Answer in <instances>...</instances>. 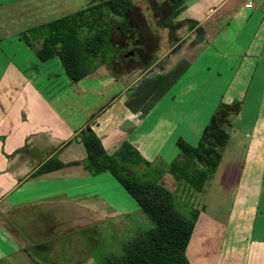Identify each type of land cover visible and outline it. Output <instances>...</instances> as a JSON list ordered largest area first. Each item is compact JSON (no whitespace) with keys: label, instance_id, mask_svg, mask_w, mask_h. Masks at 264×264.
<instances>
[{"label":"crops","instance_id":"obj_1","mask_svg":"<svg viewBox=\"0 0 264 264\" xmlns=\"http://www.w3.org/2000/svg\"><path fill=\"white\" fill-rule=\"evenodd\" d=\"M48 1L0 0V6L13 3L22 10L23 7H34L37 4L38 10H41V6H45ZM51 1L62 3V0ZM143 2L161 22V17L165 16L161 5L167 3V0ZM245 2L182 0L179 13L172 21L185 22L187 27L182 26L184 31L179 30L178 37L171 39L146 71L133 82H126L127 73L101 75L99 69L102 65L76 82L64 76L63 86L66 91L70 88V93L65 95L69 94L73 98H81L83 96L80 95L87 92L99 96L111 86L122 84L123 88L106 105L99 109L96 107L98 111L81 120L65 116L54 100L66 109L73 103H69L67 98L64 102L58 92H54L49 69L37 73L34 49L26 44V47L21 46L19 35L23 32H17L16 38H5L8 33L3 31L4 23L0 19V42L4 46L0 43V264H43L37 260L59 257L57 249L48 247L36 235L38 226L32 220L29 221L35 216L33 210L41 205L37 213L43 226L48 227L49 219L44 208L50 204L45 200L47 197L57 196L59 204L67 205L70 195L73 214L67 221L72 227L83 226L81 212L84 211L93 218L92 222L99 219V211L93 199H76L83 190L84 181L93 177L83 166L86 153L80 139L77 140V134L86 126L98 136L108 154L114 153L123 141H128L146 160L169 163L177 156L174 148L177 138L185 141V136L192 134L193 140H196L198 132H202L209 120L213 107L221 105L229 109L237 104L234 121L247 140L241 142L245 146V154L237 178L235 200L237 204L241 203L255 190L258 197L261 196L264 181V3L253 2L252 8H246ZM152 3H156L155 8ZM179 15L182 16L180 19ZM170 25L161 26L165 29ZM48 61L39 62L46 65ZM197 61H202L201 70L196 69ZM218 63L223 65L221 69L219 66L220 72H216L219 78L228 72L234 76L242 71L243 82H247L242 95L232 96L230 101H225L221 92L217 91L213 97L212 92L206 91L209 89L204 81L205 76L211 66L215 65L216 68ZM198 71L206 75L199 78ZM186 73L188 78L183 90L187 93L181 95L183 102L180 103L181 93L174 90V87ZM143 75L147 83L141 84L142 87L137 86L133 92L125 93L133 83H139ZM37 81L43 83L45 88L51 89V85V91L41 88ZM196 82H202V85L198 87ZM181 105H187V117L182 119L180 112L175 110V107ZM195 121L199 123L195 124ZM197 124L200 126L194 127ZM52 156L61 162L59 167L31 176ZM247 163L263 164L258 186L242 182L243 169ZM163 174L172 178L167 172ZM251 210L254 219L252 230L248 235L243 232L245 238L240 241L243 245L238 244L240 237L236 238L237 243L221 250L223 253L219 251L212 264H264L262 199L260 201L259 198ZM201 214L200 211L189 241ZM258 217L261 219L260 230L256 229ZM51 227L58 230L62 223ZM54 239L57 245L56 236Z\"/></svg>","mask_w":264,"mask_h":264},{"label":"rangeland","instance_id":"obj_2","mask_svg":"<svg viewBox=\"0 0 264 264\" xmlns=\"http://www.w3.org/2000/svg\"><path fill=\"white\" fill-rule=\"evenodd\" d=\"M98 1L100 0H62V3L58 4L56 1L49 0V3L41 6V10L43 11L38 10L37 4L34 7H23L21 10V7L17 6V4L6 3L3 5L4 7L0 6V19L4 23L3 31L8 33V37L5 38H16L17 32L25 33L34 26L71 14ZM131 1L133 2V9L128 13L130 26L124 33L115 29L110 32L107 43L108 47L106 48L108 52L106 53V63L99 69L101 75H120L121 73H127V83L133 82L136 77L145 72L147 67L153 63L157 54L163 51V48L167 47V43H170L171 39L178 37L177 32L179 30L184 31L182 26L186 28L188 25L185 22L172 21L170 27L164 29L160 25V19L154 13H151V9L146 7L143 0ZM254 2L264 3V0H254ZM151 5L155 8L156 3H152ZM161 8L164 15L170 11L168 3L162 4ZM178 17L180 19L182 16L179 15ZM109 20L112 21L113 17H110ZM22 34L20 33L19 35L21 46L26 47L21 38ZM0 43L3 46V43ZM159 48L160 51L158 50ZM128 51L132 52V54L125 57L124 53ZM20 60H22L21 57ZM98 60L99 58L95 59L96 62ZM211 60L213 61V59ZM35 62L37 63V73L44 72L43 69L46 68V70L49 69V72H51L50 74L52 76L50 77L54 82V92H58V95L63 98L64 102L65 98H67L69 103H73L71 107L66 109L64 105H60L59 101L54 100L69 119L81 120L89 117L98 111L99 107L106 105L112 96L123 88L122 84L117 83V85L106 89L99 96H92L87 92L82 93L80 96L83 97L81 98H73L74 96L71 97L69 94L65 95V93H70V88L69 91H66L63 86L65 74L57 58L49 60L46 65H41L37 59ZM195 66L197 68H194L201 70L203 68L202 61H197ZM219 66H221L220 69L223 68V65L220 63H218L216 68L215 65L211 66L207 75L201 73V71L197 72L199 78H203V75H206L204 81L206 87L209 89V91H206L208 93L212 92L213 97L217 95V91L221 92L225 101H230L232 96L242 95L243 89L247 85V82H243L244 76L242 71L234 76H230L228 72V74L222 75L219 78L216 73L220 72ZM187 76L188 73L183 75L174 87V90L181 93L179 96L180 100L177 98L180 103L183 102L181 95L185 92L183 87L186 84ZM148 78H151V76ZM145 79V75L140 77L139 83H133L125 93L135 91L139 85L142 87L141 84L143 85L147 81H144ZM37 83H39L41 88L48 91L49 88H45L43 83L39 81ZM196 85L199 87L202 85V82ZM50 88L52 89L51 85ZM171 93L168 94L167 98ZM186 106L181 105L175 107V110H178L181 114L180 119L187 117V114H185ZM217 107L219 105L212 108V113L216 111ZM237 109V104H233L228 109L229 114L227 118L230 122L229 126L222 119H219L221 126L227 131L228 139L220 152L221 158L216 167V171L204 181L200 191L189 187L184 181L177 182L165 174H162L158 178V182L174 194L177 209L183 210V213L187 214L189 207L192 206L199 209V212H202L199 223L191 236V240L188 241L185 248V256L190 264L214 263L219 251L224 250L226 247L234 246L237 243L236 238L238 239L240 237L238 244L242 246L243 243L240 241L245 238L244 234L248 235L249 231L251 232L252 230L254 219L251 207L254 203L257 204L259 198L260 201L262 199L264 202V181L262 184L263 189H261L262 197H258L255 190L254 192L252 191L248 198H244L241 203L237 204L235 200L237 178L241 171L245 154V146H242L241 142L247 140L243 133L237 129V123L234 121ZM155 110L156 108L154 112ZM151 118H154V116H151ZM191 119L193 120L192 117ZM246 119L248 120L247 117ZM196 123L199 122L195 121ZM199 126L197 124L194 127L197 128ZM198 133L196 140H193L194 136L192 134H187L185 141H189L190 144L195 145L201 132L199 131ZM174 148L177 156L173 159L179 155L176 146ZM166 150H168V147ZM166 164L167 162L161 161H154L152 163L157 169H164ZM196 165L202 168L204 167L199 162H196ZM262 167L263 164L261 163L245 164L242 182L246 183L247 181V183H253V185L258 186L263 174ZM146 171L147 169L143 165L134 168L129 167L126 170L127 174L139 177H143L141 173H145ZM95 176L93 175L92 178L84 181L83 190L81 194L76 196V199H84L85 201H92L93 199L99 211V215L97 216L99 219L92 222V217L90 218L89 213L84 211L81 212L83 213V219H81L83 226L72 227L71 223L67 221L73 214L70 195L68 196L67 205L59 204L60 202L57 196H50L45 199L46 202L50 203L44 206L47 219H49L47 222L48 227L43 226V222L38 216L41 205L33 210L35 216L32 219L30 218L29 221L31 222L32 220L33 224L38 226L36 235L41 237L45 245L51 248L53 246L59 252L58 258L54 257L49 260L37 261L43 264H56L61 262L69 264H103L107 257L120 255L122 253V246L134 235L152 227V222L149 218L139 209L135 201L109 173L103 172ZM60 208L62 210L58 213ZM93 215L95 216L96 214L93 213ZM78 216H80V212ZM260 220L258 217L256 223L257 230L261 229ZM59 223H62L60 229L56 230L51 227L53 224ZM244 231L245 233L243 234ZM55 236L56 240H58L57 245L54 242Z\"/></svg>","mask_w":264,"mask_h":264},{"label":"trees","instance_id":"obj_3","mask_svg":"<svg viewBox=\"0 0 264 264\" xmlns=\"http://www.w3.org/2000/svg\"><path fill=\"white\" fill-rule=\"evenodd\" d=\"M181 1L167 0L170 11L161 18V25L171 24L179 13ZM132 9L131 0H101L34 26L21 38L34 49L38 61L57 58L65 76L71 82H76L106 63L110 32L115 29L124 33L129 28L128 13ZM110 17H113L112 21ZM96 58H99L97 62ZM228 114V109L219 105L202 129L196 145L177 138L175 145L179 155L164 169H157L128 141H123L114 153L108 154L88 126L77 134L86 153L83 160L85 169L91 175L109 173L152 222V227L134 235L122 246L120 255L107 257L103 264H189L185 248L199 209L190 206L187 214L177 209L174 194L160 184L158 178L167 172L175 181H184L189 187L200 191L220 161V152L228 134L219 119L229 126ZM196 162L204 167L197 166ZM60 165L56 156H52L31 176ZM139 165L147 169L141 173L143 177L127 174L129 167Z\"/></svg>","mask_w":264,"mask_h":264},{"label":"built area","instance_id":"obj_4","mask_svg":"<svg viewBox=\"0 0 264 264\" xmlns=\"http://www.w3.org/2000/svg\"><path fill=\"white\" fill-rule=\"evenodd\" d=\"M244 7L246 8H252L253 7V0H245Z\"/></svg>","mask_w":264,"mask_h":264},{"label":"water","instance_id":"obj_5","mask_svg":"<svg viewBox=\"0 0 264 264\" xmlns=\"http://www.w3.org/2000/svg\"><path fill=\"white\" fill-rule=\"evenodd\" d=\"M131 54H132V52L128 51V52H125V53H124V56L126 57V56L131 55ZM86 129H87V128H86ZM77 140H79L78 137H77Z\"/></svg>","mask_w":264,"mask_h":264}]
</instances>
